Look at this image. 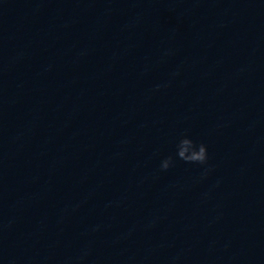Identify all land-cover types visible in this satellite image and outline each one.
<instances>
[{
    "label": "clouds",
    "instance_id": "1",
    "mask_svg": "<svg viewBox=\"0 0 264 264\" xmlns=\"http://www.w3.org/2000/svg\"><path fill=\"white\" fill-rule=\"evenodd\" d=\"M177 159L182 160L185 163L206 166L209 159L207 145L203 142L197 143L186 134L183 135L175 145L174 156L169 155L162 159L160 163V170L167 171L171 167H174ZM208 171H210V169L205 168V175Z\"/></svg>",
    "mask_w": 264,
    "mask_h": 264
}]
</instances>
